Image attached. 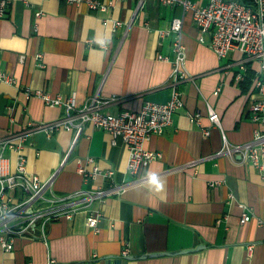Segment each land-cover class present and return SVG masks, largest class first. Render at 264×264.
<instances>
[{
    "label": "crops",
    "instance_id": "0c3cea01",
    "mask_svg": "<svg viewBox=\"0 0 264 264\" xmlns=\"http://www.w3.org/2000/svg\"><path fill=\"white\" fill-rule=\"evenodd\" d=\"M176 1L144 0L137 7L134 0H113L108 11H97L63 0H7L0 16V69L15 82H0V137L63 113L36 90L77 106L95 95L115 96L101 107L110 113L168 100L175 55L172 37L160 42L157 31L173 16H182L189 78L175 84L183 105L170 124L144 143L160 153L143 169L145 182L127 173L122 140L112 144L102 129L85 124L80 131L27 134L21 148L27 172L52 176L46 197L96 188L106 195L51 220L44 238L15 235L10 250L0 247V264H44L49 258L52 264H264V158L255 166L219 153L222 134L230 144L252 137L249 105L259 96L253 77L260 63L245 61L243 79H237L239 53L217 57L209 35L198 40L191 12ZM208 105L220 127L208 120ZM5 154L13 166L16 155ZM85 157L94 159L99 172L85 177L77 170L76 160ZM106 170L112 174L103 175ZM94 210L100 212L96 230L86 224ZM243 212L250 218L241 223ZM125 245L127 256L121 254Z\"/></svg>",
    "mask_w": 264,
    "mask_h": 264
},
{
    "label": "built area",
    "instance_id": "2783aa9c",
    "mask_svg": "<svg viewBox=\"0 0 264 264\" xmlns=\"http://www.w3.org/2000/svg\"><path fill=\"white\" fill-rule=\"evenodd\" d=\"M26 1V0H24ZM68 3L84 4L88 9L108 11L112 7L113 0H63ZM137 7H141L144 0H134ZM162 5H173L175 0H158ZM205 5H197L189 0H177L182 11H190L192 20L198 29V40L204 39L208 34L209 46L217 57H225L230 52H238L243 61L240 68L243 72L236 75L237 79H243L246 70L245 61L257 60L260 63L259 73L253 77V86L258 91L256 98L249 105L253 128L250 140L243 143L230 144L222 134V146L219 153L229 157H239L253 165H259L264 158V0H207ZM7 9V0H0V16ZM36 16L39 12L35 13ZM107 21V20H106ZM105 21V22H106ZM113 25L119 21H112ZM182 16L172 18L166 28L157 31L160 42L172 37L173 69L171 72V93L165 102L145 100L137 110L123 109L116 113L103 112L102 105L116 99L115 96L100 98L93 96L81 105H75L73 100H62L60 97L51 98L47 92L34 91L42 101L48 105L63 107V113L50 121L31 123L29 126L17 132H11L0 137V247L10 250L13 246L15 235H27L35 238H44L48 223L61 216H72L79 207L89 205L93 200L103 198L106 191L100 188L77 191L72 194L46 197L45 191L50 185L52 176L46 180L36 174L28 173L26 162L21 148L25 136L34 131H44L47 135L64 129L68 131L80 129L89 124L92 128L106 131L110 135V142L114 144L119 138L126 146L127 159L126 171L140 182L149 179V175L143 173L148 163L160 157V153L144 147V143L152 135L160 134L170 124L174 112L183 105L181 94L175 84L189 78L184 68V45L181 41ZM41 53H36L35 58L41 65ZM167 59L166 56L160 58ZM23 56L20 57L22 59ZM0 82L14 83L15 78L0 69ZM217 87L213 94L218 93ZM208 120L212 125L220 127L219 115L216 110L207 106ZM193 115V119H196ZM204 135L209 134L205 129ZM16 155L12 166L11 157L5 152ZM92 164L87 168L82 164ZM77 170L83 175H93L99 172L94 159L85 157L77 159ZM195 161H191V164ZM112 170H106L103 175L110 176ZM100 215L94 210L86 218V224L96 230L97 220ZM250 215L241 213L240 222L248 221ZM252 245H247L250 253ZM127 256L128 247L125 245L121 251ZM55 260L49 258L44 264H52Z\"/></svg>",
    "mask_w": 264,
    "mask_h": 264
},
{
    "label": "water",
    "instance_id": "95a60500",
    "mask_svg": "<svg viewBox=\"0 0 264 264\" xmlns=\"http://www.w3.org/2000/svg\"><path fill=\"white\" fill-rule=\"evenodd\" d=\"M181 251H183V250H179V251H176V252H181Z\"/></svg>",
    "mask_w": 264,
    "mask_h": 264
},
{
    "label": "trees",
    "instance_id": "16d2710c",
    "mask_svg": "<svg viewBox=\"0 0 264 264\" xmlns=\"http://www.w3.org/2000/svg\"><path fill=\"white\" fill-rule=\"evenodd\" d=\"M248 75H250V72L248 71ZM248 77V76H247Z\"/></svg>",
    "mask_w": 264,
    "mask_h": 264
}]
</instances>
